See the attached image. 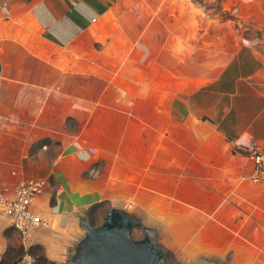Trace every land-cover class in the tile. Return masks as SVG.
Returning a JSON list of instances; mask_svg holds the SVG:
<instances>
[{"label": "rangeland", "instance_id": "rangeland-1", "mask_svg": "<svg viewBox=\"0 0 264 264\" xmlns=\"http://www.w3.org/2000/svg\"><path fill=\"white\" fill-rule=\"evenodd\" d=\"M89 1L97 15L83 21L79 34L62 43V52L51 49L61 43L48 36L44 27L33 23L24 27L26 18L19 8L10 13L15 19L13 33L8 29L3 34L7 44L1 41L7 54L10 49L18 59L38 55L63 71L60 98L48 102V111L61 118L55 125L50 117L52 125L60 126L61 131L46 136L71 147L92 145L93 161L84 173L92 177L102 174L113 193L129 195L125 201L106 199L94 210L93 225L100 223L112 205L129 207L158 228L159 246L169 264H185L199 256L230 264L226 255L194 248L200 240L242 239L229 235L226 226L231 228L228 223L237 216L242 221L243 212L235 207L238 204L230 203L224 212L211 213L209 226L204 228L200 215L184 212L183 206L206 205L221 196L210 194L213 180L186 179L189 173L201 176L197 164L201 158L222 157L237 159L250 179L247 145L232 146L230 136L219 135L214 125L230 106L236 63L252 64L253 53L264 59V0ZM254 64L253 68L264 67V61L257 58ZM14 117L4 119L10 121V128L25 131L30 118ZM168 135L174 140L173 160L169 161L174 163V184L166 175ZM10 137L0 131L1 140ZM46 143L43 147L32 142L33 151H42L36 156L47 158L60 150V146ZM221 143L228 145L225 154ZM224 165L223 173L231 174L232 165ZM207 172L213 176V171ZM5 186L0 184V189ZM257 194L253 200L257 210L251 220L258 222L255 230L264 240V202ZM231 197L233 203L239 200ZM132 236L142 238L143 229L133 228ZM0 248V260H4L0 264H9L25 251L20 236L9 225L0 232ZM30 251L37 258L42 253L40 247Z\"/></svg>", "mask_w": 264, "mask_h": 264}, {"label": "crops", "instance_id": "crops-1", "mask_svg": "<svg viewBox=\"0 0 264 264\" xmlns=\"http://www.w3.org/2000/svg\"><path fill=\"white\" fill-rule=\"evenodd\" d=\"M16 1L0 0V131L12 136L6 141L0 139V184L6 185L3 190L12 194L16 184L24 178H49V184L31 204L34 212L48 221V226L34 228L28 236V243L41 245L42 252L48 259L63 262L81 233L77 217L81 214L87 216L88 209L94 203L106 199L124 200L129 195L113 193L109 188L108 179L102 178V174L92 177L84 173L93 161L91 153L94 150H89L90 147L94 149L92 145L86 147L78 144L81 147L79 148L73 141L70 145L75 146L71 147L61 140H51V135L46 136L48 133L61 131L60 126L52 125L53 119L56 125L61 118L59 119L60 115H53L48 111V102L60 98V79L63 77V71H59L56 63L45 61L38 55H25L18 59L14 54L15 50L10 49H7V54L6 50H3V43L7 44L3 34L8 32V29L13 33L15 19L10 13L13 14V11L19 8L21 17L26 18L24 27H27V23L44 27L48 36L61 43L55 44L51 49L62 52V43L72 40L82 30V22L90 21V17L96 16L97 13L90 6L89 0H23L21 3ZM253 56L252 64L239 60L234 66L233 73L236 78L230 94V106L224 108L214 125L219 135L224 138L230 136L228 140L232 146L248 147L251 142L264 143V67L253 68L256 66L255 58L262 61L264 59L254 53ZM247 57L251 59V56ZM21 110L22 113H19ZM11 116L30 118L28 128L25 131L10 128V121H5L4 117L10 119ZM167 139L166 175L167 180L170 179L174 184V163L169 162L173 160L174 140L169 135ZM36 141L43 147L50 141L54 147L60 146V150L55 154L50 153L47 158L45 155L36 156L42 153L40 148L38 152L32 150V142ZM220 149L222 154H225L229 148L227 144L221 143ZM201 159L197 161L201 176L189 173L190 177L186 180L196 176L201 182H204L202 179L213 180L214 182H209L213 186V189L209 188L210 194L220 195L221 199L206 205L184 203V212L198 213L200 224H204V228L209 226L211 213L225 211L230 203L238 204L235 207L239 212H243L244 217L242 221L240 216L235 217L232 223H228L231 228H223L229 235L233 234L242 239H233L232 236L224 240L216 238L212 242L200 240L194 249L226 255L230 264H264V240L255 230L258 222L251 220L257 210L253 202L254 194L257 192V196L264 202V183L248 180L246 169L235 162L237 159ZM158 162L160 161L156 164ZM229 163L232 165L231 174H225L223 172L227 165L224 164ZM217 164L221 165L218 169L214 168ZM208 170L214 172L213 176ZM205 190L208 195L207 188ZM232 195L239 198L237 203L228 198ZM135 200L139 199L135 197ZM5 221L0 211V232L8 226ZM187 246L190 247L191 244H185L184 247ZM1 251L0 248V253Z\"/></svg>", "mask_w": 264, "mask_h": 264}, {"label": "water", "instance_id": "water-1", "mask_svg": "<svg viewBox=\"0 0 264 264\" xmlns=\"http://www.w3.org/2000/svg\"><path fill=\"white\" fill-rule=\"evenodd\" d=\"M77 225L81 233L64 260L66 264H169L159 246L162 238L158 228L129 207L112 205L98 225L81 214ZM135 227L143 229L142 238L132 236ZM185 264L221 263L199 256Z\"/></svg>", "mask_w": 264, "mask_h": 264}, {"label": "built area", "instance_id": "built-area-1", "mask_svg": "<svg viewBox=\"0 0 264 264\" xmlns=\"http://www.w3.org/2000/svg\"><path fill=\"white\" fill-rule=\"evenodd\" d=\"M89 150L94 149L90 147ZM246 154L252 163L248 177L255 182H264V143L251 144L246 149ZM48 184V177L32 176L16 184L12 194L0 189V211L25 246L23 254L9 264H36V256L27 248L28 236L34 228L48 226V221L35 213L31 204Z\"/></svg>", "mask_w": 264, "mask_h": 264}, {"label": "trees", "instance_id": "trees-1", "mask_svg": "<svg viewBox=\"0 0 264 264\" xmlns=\"http://www.w3.org/2000/svg\"><path fill=\"white\" fill-rule=\"evenodd\" d=\"M105 202V200L101 201V202H98V203H94L91 205V207L88 209L87 211V216H88V219L90 221L91 224H94L93 223V212L96 208L100 207L103 203ZM34 247H40L41 248V245L39 244H31L30 247H29V251H30V248H34ZM42 250V249H41ZM31 252V251H30ZM4 260L1 258L0 260V263L3 262ZM45 264V263H49V264H65L64 262H53V260H48L47 257L45 256V254L42 252L41 254L38 255V258L36 257V264Z\"/></svg>", "mask_w": 264, "mask_h": 264}]
</instances>
